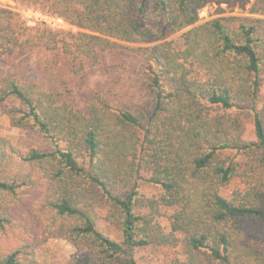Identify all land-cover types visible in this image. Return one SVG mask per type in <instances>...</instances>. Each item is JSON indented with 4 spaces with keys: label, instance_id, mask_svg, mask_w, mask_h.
I'll use <instances>...</instances> for the list:
<instances>
[{
    "label": "trees",
    "instance_id": "1",
    "mask_svg": "<svg viewBox=\"0 0 264 264\" xmlns=\"http://www.w3.org/2000/svg\"><path fill=\"white\" fill-rule=\"evenodd\" d=\"M20 1L81 31L31 28L0 6V59L45 48L96 65L131 45L151 102L114 106L95 91L78 110L7 72L3 114L54 148L22 151L0 137V264H40L33 243L7 245L39 216L76 249L65 264H137L136 249L150 246H182L170 264H264V0L249 16L203 23L210 3L250 0ZM181 32L176 50L166 39ZM234 179L241 187L227 198L220 190ZM143 184L163 193L147 197ZM102 210L120 241L99 228Z\"/></svg>",
    "mask_w": 264,
    "mask_h": 264
},
{
    "label": "rangeland",
    "instance_id": "2",
    "mask_svg": "<svg viewBox=\"0 0 264 264\" xmlns=\"http://www.w3.org/2000/svg\"><path fill=\"white\" fill-rule=\"evenodd\" d=\"M253 1L250 0L244 6L235 5L233 9L223 3H210L201 10L200 23L220 16H249V8ZM0 6L17 11L31 28H46L56 33L81 31L67 22L63 29H52L50 17L55 15L40 8L29 7L20 0H0ZM152 25L155 26L153 23ZM182 34L183 32L168 37L166 41L171 42L174 48L179 50L183 46ZM127 46L126 49L105 53L96 65L75 60L63 50L51 52L45 48H38L18 51L11 57L0 59V81L10 71L22 81L38 83L43 89L59 94L62 100L69 102L78 110L86 109L90 95L95 91L103 94L114 106L145 109L150 107L151 102V96L145 89L147 81L144 73L145 60L131 51V45ZM7 106L9 103L0 104V137L22 151L53 150V144L38 130L31 127H13L10 119L3 114V109ZM240 187L241 181L234 179L220 191L230 198L234 190ZM140 190L147 197L163 193L160 187L146 184H143ZM172 213L173 211H170V214ZM106 214V210L100 212L99 228L113 240L120 241V234L106 220ZM37 218L34 223L30 222L31 235H25L21 227L10 230L7 245H16L21 239L33 243L40 264H65L70 261L76 255V249L64 239L50 237L44 228V220L40 216ZM159 221L164 227L170 228L166 219ZM176 257H183L182 246L176 248L150 246L135 251L137 264H170Z\"/></svg>",
    "mask_w": 264,
    "mask_h": 264
},
{
    "label": "built area",
    "instance_id": "3",
    "mask_svg": "<svg viewBox=\"0 0 264 264\" xmlns=\"http://www.w3.org/2000/svg\"><path fill=\"white\" fill-rule=\"evenodd\" d=\"M50 19H52V23L50 24L52 29H63L67 25L63 18L53 16Z\"/></svg>",
    "mask_w": 264,
    "mask_h": 264
}]
</instances>
